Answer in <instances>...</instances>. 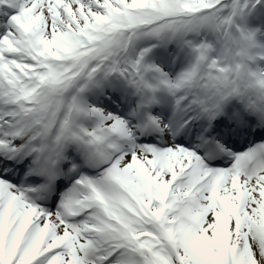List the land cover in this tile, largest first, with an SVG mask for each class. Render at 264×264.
<instances>
[{"label":"snow or ice","instance_id":"obj_1","mask_svg":"<svg viewBox=\"0 0 264 264\" xmlns=\"http://www.w3.org/2000/svg\"><path fill=\"white\" fill-rule=\"evenodd\" d=\"M0 264H264V0H0Z\"/></svg>","mask_w":264,"mask_h":264}]
</instances>
